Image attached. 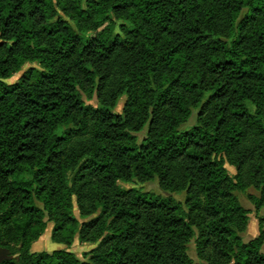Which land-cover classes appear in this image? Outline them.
I'll return each instance as SVG.
<instances>
[{
	"label": "trees",
	"instance_id": "trees-1",
	"mask_svg": "<svg viewBox=\"0 0 264 264\" xmlns=\"http://www.w3.org/2000/svg\"><path fill=\"white\" fill-rule=\"evenodd\" d=\"M251 187L260 211L264 0H0V264H264ZM48 222L65 248L33 251Z\"/></svg>",
	"mask_w": 264,
	"mask_h": 264
},
{
	"label": "rangeland",
	"instance_id": "rangeland-1",
	"mask_svg": "<svg viewBox=\"0 0 264 264\" xmlns=\"http://www.w3.org/2000/svg\"><path fill=\"white\" fill-rule=\"evenodd\" d=\"M31 65H36V63H27L24 68L15 73L12 77L6 79L7 82H14L17 81L20 76L22 75V73ZM84 99L86 100V102L91 103L93 105H97V98L96 96L92 99H87L86 96H84ZM125 102V96L121 97L115 107V110L117 112H121L123 105ZM194 124V118H192L189 122H187L186 124L183 125L184 128L186 127H190ZM146 128L139 132L138 138L139 140H141L145 135H146ZM229 173L230 174H235L236 170L233 166H231L230 164H226ZM119 184L123 187H137V188H143L144 190H148V191H152L155 192L157 194H169L167 191H164L160 185L158 180H153V181H148V182H139V181H133V182H123V181H119ZM248 193H255L258 194L259 192L251 187L249 189H247V191L245 193L240 192L239 193V197L241 200V203L250 210V220H249V225L247 227V229L242 233V237L244 241H248L251 238L255 237L258 233H259V222H258V217L264 213V208L260 211H257L255 209L254 204L249 200L248 198ZM174 198L176 199V201H181L182 203H184L185 200V195L186 192L185 191H181V192H174L171 193ZM75 214L78 216L79 215V211L77 206H75ZM53 227V222H48V226L45 230V233L40 237V239H38L36 242L33 243L32 245V250L33 251H38V250H48V251H52L54 249H59V248H65V245L56 243L52 240L51 238V230ZM95 245L93 244H88V243H82L79 241L78 238H76L74 244L69 248V250L75 252V254L83 259L85 257V255L87 254V252H89ZM188 252L189 254L195 258L196 260H198L197 254H196V249H195V242L194 240H192L189 245H188Z\"/></svg>",
	"mask_w": 264,
	"mask_h": 264
},
{
	"label": "water",
	"instance_id": "water-1",
	"mask_svg": "<svg viewBox=\"0 0 264 264\" xmlns=\"http://www.w3.org/2000/svg\"><path fill=\"white\" fill-rule=\"evenodd\" d=\"M9 257V250L0 246V260L8 258Z\"/></svg>",
	"mask_w": 264,
	"mask_h": 264
}]
</instances>
